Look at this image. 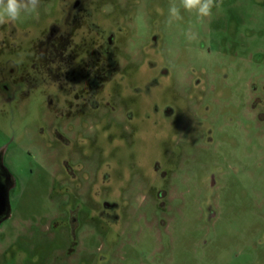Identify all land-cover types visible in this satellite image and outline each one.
<instances>
[{
	"label": "rangeland",
	"instance_id": "374dc122",
	"mask_svg": "<svg viewBox=\"0 0 264 264\" xmlns=\"http://www.w3.org/2000/svg\"><path fill=\"white\" fill-rule=\"evenodd\" d=\"M132 1L159 36L157 66L146 65V74L169 71L153 100L175 115L117 107L88 138L80 159L88 175L72 162L76 180L66 171L69 150L51 139L47 107L18 118L0 111V126L21 132L7 152L16 185L11 216L0 224V264H264V122L251 108L264 92V0H221L202 22L180 0ZM56 2L40 0L16 24L39 31ZM172 6L182 20L170 18ZM142 30L138 43L150 34ZM130 108L132 126L143 125L135 132L125 122ZM76 182L82 188L72 192ZM108 200L120 204L122 222L97 229L93 207ZM80 202L91 221L69 259L72 238L61 221Z\"/></svg>",
	"mask_w": 264,
	"mask_h": 264
},
{
	"label": "flooded vegetation",
	"instance_id": "af4514ba",
	"mask_svg": "<svg viewBox=\"0 0 264 264\" xmlns=\"http://www.w3.org/2000/svg\"><path fill=\"white\" fill-rule=\"evenodd\" d=\"M57 5L49 22L39 31L22 28L16 22L0 25V111L18 118L26 111L47 107L52 121L51 139L69 150L65 155L66 171L77 180L72 162L88 175L80 159L86 156L88 138L104 129L107 114L134 104L141 107L140 111L152 107L163 118H172L175 110L160 99L153 100V89H162V77L168 76L169 71L161 67L154 75L145 72L146 65L157 66L151 54L159 43V36L151 33L149 14L136 12L132 0H58ZM143 28L145 34H150L138 43ZM252 88L256 84L252 83ZM203 108L206 111L210 107L200 110ZM251 108L256 110L257 122L263 123L264 92L254 97ZM151 113L146 109L144 117L151 118ZM125 118L134 132L143 126H132L136 112L131 108ZM17 133L21 132L0 126V136L4 138L0 142V224L11 216L9 197L16 178L7 152L18 144ZM72 158L75 160L70 161ZM106 179L109 178L104 176ZM73 185L72 192L82 188L80 182ZM159 194L163 197L164 192ZM160 205L166 207L167 202L161 200ZM67 206L61 222L72 238L65 251L70 259L80 241L79 234L91 219L81 215L82 202ZM120 211L118 202L102 201L93 207L91 217L97 219L98 229L106 223H121ZM1 264L24 263L18 259Z\"/></svg>",
	"mask_w": 264,
	"mask_h": 264
},
{
	"label": "clouds",
	"instance_id": "9594fccd",
	"mask_svg": "<svg viewBox=\"0 0 264 264\" xmlns=\"http://www.w3.org/2000/svg\"><path fill=\"white\" fill-rule=\"evenodd\" d=\"M39 0H0V25L11 24L18 21L22 16H27L37 11ZM180 6L185 12L193 14L198 22L213 15V9L219 10L221 0H180ZM170 18L182 20L180 8L172 6L169 8ZM171 23V19L169 20ZM192 26L189 27L191 31ZM198 38V31L192 39Z\"/></svg>",
	"mask_w": 264,
	"mask_h": 264
}]
</instances>
